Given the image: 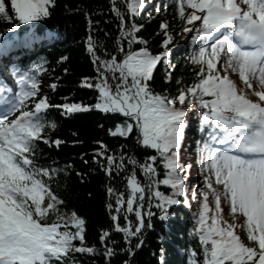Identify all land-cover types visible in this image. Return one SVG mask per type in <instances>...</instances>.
<instances>
[{
  "label": "snow or ice",
  "instance_id": "6c2138e0",
  "mask_svg": "<svg viewBox=\"0 0 264 264\" xmlns=\"http://www.w3.org/2000/svg\"><path fill=\"white\" fill-rule=\"evenodd\" d=\"M120 3L123 10L112 0L120 33L114 52L104 49V55L98 54L103 44L92 35L88 18L86 51L96 75L81 84L97 91L94 104H51L41 87L40 74L48 64L43 56L24 67L12 64V83L0 77V264H81L77 253L103 255L110 264L116 255L109 246L115 243L111 229L101 232V248L87 244L84 218L67 209L53 187L54 182L59 187L57 178L65 170L41 162V143L56 148L63 143L51 135L57 123L48 115L50 108L65 116L90 110L119 114L108 135L131 139L152 153L138 157L121 145L117 154L102 140L93 150V159L109 177L126 173L123 191L109 185L106 192L112 229L123 233L126 247L121 251L129 257L143 246L154 207L161 220H167L171 205L192 207L186 181L193 165L191 160L181 162L180 152L187 112L202 110L203 135L195 148L202 186L190 191L196 211L189 232L199 252L188 249V264H264V0H176L181 31L191 34L185 59L194 73L190 84L177 80L181 87L176 95L167 89L156 92L151 84L158 64L165 68V80H171L168 45L173 37L168 22L160 23L161 51L153 53L138 36L142 25L134 19L145 0ZM55 6L56 0H0V21L11 24L8 31L13 32L50 17ZM38 38L32 32L10 35L0 44V57ZM137 41L145 46L134 49ZM49 87L55 90L57 85ZM160 260L163 264L162 256ZM122 264H131V259Z\"/></svg>",
  "mask_w": 264,
  "mask_h": 264
},
{
  "label": "trees",
  "instance_id": "16d2710c",
  "mask_svg": "<svg viewBox=\"0 0 264 264\" xmlns=\"http://www.w3.org/2000/svg\"><path fill=\"white\" fill-rule=\"evenodd\" d=\"M116 2L123 10L124 6L120 0ZM111 7L112 0H56V6L52 9L50 17L41 20L35 28H25L16 34L18 36L25 32H32L39 37L31 42V49L34 55L38 52L37 57L43 56L48 61L47 70L42 74L41 87L49 96L51 104L58 105L64 102L94 104L96 102L97 91L81 84L83 78H92L96 75L92 59L86 51L85 41L89 34L88 18L91 17L93 21L92 35L97 39L98 45L103 44V48L98 47V54L104 55V49L114 52L116 38L120 33L117 27L119 21L111 11ZM156 8H159L160 12H157ZM134 19L137 24L142 25L138 36L147 41V47L153 53L161 51L163 33L160 23L168 22L170 34L173 37V41L168 45L171 50V64L174 66L169 69L171 80H165V68L163 64H158L151 84L156 92L163 93L167 89L171 95H176L177 89L181 87L177 83L178 79L182 78L184 85H187L192 83L194 78L192 66L187 64L185 59L190 51V34L186 33L187 37L182 38L184 32L181 31L182 22L176 18V0H145V7ZM9 29H12L11 24L0 21V33H5ZM123 43L127 48L126 40ZM143 46L145 45L137 41L133 48ZM24 50H26L25 47ZM61 57L66 59L61 60ZM52 83L57 85L55 90L49 87ZM48 115L57 123L56 129L51 133L52 137L60 138L63 143L59 148L48 147L41 143V155L45 158L41 162L52 163L54 167L65 170L57 178L59 187L55 182L53 187L66 201V208L74 209L84 218L87 244L101 248V232L111 229V241L115 243H110L109 246L116 249V255L111 258L110 264H122L126 259H131V264H161V256L163 264H188V249L193 248L199 252L198 241L189 235L192 228L191 215L181 207L173 205L168 208L167 220H161L159 210L155 207L152 209L155 213L152 218V227L144 231V244L136 250L133 257L121 251L126 247V243L123 233L112 229L113 222L110 210L107 208L110 198L106 188L111 185L116 190L123 191L126 173L121 172L117 175L114 172L109 177L98 160L93 159V150L97 147L96 141L102 140L117 154L121 151V145H124V151L129 154L135 152L138 157L152 153L145 152L131 139L108 135L107 129L121 119L120 115L90 110L65 116L58 108H50ZM187 132L186 127L185 135ZM191 137L194 143L193 149L188 150L189 154L185 160L181 159V162L191 160L196 165L193 179L188 178L186 181L189 195L193 186H202V176L195 154L199 136L196 132ZM181 154L182 151L180 156ZM99 160L104 161V158L100 157ZM104 163L106 164V161ZM190 172L191 169H189V175H191ZM138 176L143 180L141 173L138 172ZM162 190L170 191L165 186H162ZM178 199L182 200L183 197ZM111 202H115L114 198ZM193 211H196V206ZM225 218H229L227 209ZM161 236L163 240L160 239ZM75 258L81 264H106L105 257L99 254L77 253Z\"/></svg>",
  "mask_w": 264,
  "mask_h": 264
},
{
  "label": "rangeland",
  "instance_id": "374dc122",
  "mask_svg": "<svg viewBox=\"0 0 264 264\" xmlns=\"http://www.w3.org/2000/svg\"><path fill=\"white\" fill-rule=\"evenodd\" d=\"M231 75V78H233L234 80H237V77H236V75L235 74H230ZM240 85L242 86V84H241V82H240ZM192 110V109H191ZM199 110H195V113L193 114V115H195L197 112H198ZM197 115V114H196ZM188 149H189V144L187 143V146H186V148L184 149V151H186L187 153H188ZM182 152V154H181V159L182 160H185L186 159V156L188 155L186 152ZM194 173L192 172V175H193ZM191 202V204H192V206H193V203L194 202H192V201H190Z\"/></svg>",
  "mask_w": 264,
  "mask_h": 264
}]
</instances>
